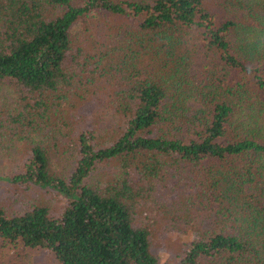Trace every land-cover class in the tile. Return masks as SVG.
<instances>
[{
  "label": "trees",
  "instance_id": "obj_1",
  "mask_svg": "<svg viewBox=\"0 0 264 264\" xmlns=\"http://www.w3.org/2000/svg\"><path fill=\"white\" fill-rule=\"evenodd\" d=\"M0 130L49 196L0 205V264H162L160 222L169 264H264V0H0Z\"/></svg>",
  "mask_w": 264,
  "mask_h": 264
},
{
  "label": "rangeland",
  "instance_id": "obj_2",
  "mask_svg": "<svg viewBox=\"0 0 264 264\" xmlns=\"http://www.w3.org/2000/svg\"><path fill=\"white\" fill-rule=\"evenodd\" d=\"M212 9L216 11V5ZM101 28L105 27L102 26ZM94 34L105 42L104 38L106 36L103 31H94ZM5 92L6 90L4 89L3 93ZM11 104L12 102L7 100L8 107H11ZM189 106L200 108V104L194 101H191ZM2 132L0 130V136ZM13 139L10 138L9 131H6L0 143V205L8 210H15L31 203L49 200V196L42 190L13 185L7 181V179L24 172L23 167L29 158L28 152L24 151L20 145H16L17 141L15 142L16 139ZM11 140L14 143H11ZM62 153H64L62 150L58 153V157L61 160L54 161L55 170L63 172L64 169H67L68 172H72L74 159L70 157L69 153L65 156L67 158H64ZM158 225L160 226H156V235L153 240L154 250L161 257L162 264L174 263L176 254L184 249L189 239H193L197 235L195 226L189 223L186 227L187 232L178 234L172 231L169 232V226L166 224L160 222ZM23 257L25 258V264H58L54 253L47 249L29 250Z\"/></svg>",
  "mask_w": 264,
  "mask_h": 264
}]
</instances>
